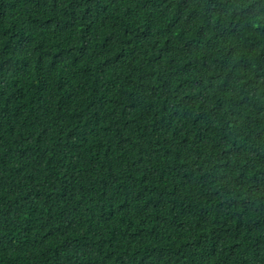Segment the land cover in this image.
Listing matches in <instances>:
<instances>
[{"label": "trees", "instance_id": "1", "mask_svg": "<svg viewBox=\"0 0 264 264\" xmlns=\"http://www.w3.org/2000/svg\"><path fill=\"white\" fill-rule=\"evenodd\" d=\"M0 264H264V0H0Z\"/></svg>", "mask_w": 264, "mask_h": 264}]
</instances>
